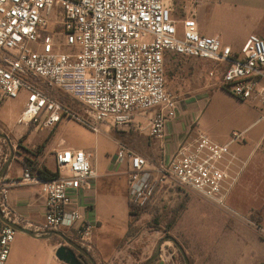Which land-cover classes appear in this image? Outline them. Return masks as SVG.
I'll list each match as a JSON object with an SVG mask.
<instances>
[{
	"label": "built area",
	"instance_id": "obj_1",
	"mask_svg": "<svg viewBox=\"0 0 264 264\" xmlns=\"http://www.w3.org/2000/svg\"><path fill=\"white\" fill-rule=\"evenodd\" d=\"M168 54L214 64L209 76L215 86L258 105L264 124V40L257 35L234 52L219 39L201 35L194 18L175 19L171 0H0V105L26 91L18 123L37 131L53 130L67 119L95 134L105 126L126 132L144 117L150 136L163 139L166 126L177 118L180 99L167 87ZM50 91L77 102L82 113ZM198 132L194 142L158 163L118 143L115 161L129 166V204L150 206L161 191L182 189L238 217L228 205L241 171L233 174L239 158L231 145L245 144V133H234L223 145ZM259 146L264 147V134ZM54 155L57 179L44 181L29 169L22 176L44 197L45 224L24 222L13 213L5 183L0 184L1 211L7 220L40 234L71 232L92 252L96 225L76 199L98 178L93 156L71 148ZM249 224L264 240V227ZM16 234L0 219V264H7ZM159 259L169 260L164 251Z\"/></svg>",
	"mask_w": 264,
	"mask_h": 264
},
{
	"label": "crops",
	"instance_id": "obj_2",
	"mask_svg": "<svg viewBox=\"0 0 264 264\" xmlns=\"http://www.w3.org/2000/svg\"><path fill=\"white\" fill-rule=\"evenodd\" d=\"M190 1L191 6L187 7L184 19L194 18L197 21L201 35L219 39L224 45L230 46L234 52L240 51L250 35H257L264 40V0ZM179 65L181 66L180 72L179 76L177 75V79H175L174 88L178 85V89L181 91L185 90V92L177 94L180 98L177 118L166 126L164 138L156 140L150 136L147 121L144 117L137 118L131 129L126 133V138H131V140L134 138L132 142L138 148L137 153L155 163L160 162L162 158H171L177 154L181 146L194 142L198 138L199 122L209 106L210 99L214 94V88H216V80L209 76L212 67H215L214 64L173 54L166 56V67L168 69L172 68L175 70ZM70 102L77 105V108L82 109L77 102L71 99ZM260 117L261 112L259 110V114L255 118H251L242 131V133H245L246 143L232 144L231 150L239 158V162L233 167V174L235 175L241 170L237 183L244 177L243 185L246 186V189L249 184H255L258 187V193L255 195L254 201L251 199L243 200L240 192L239 199H242L243 205L246 206L244 212L251 214L254 210H261L259 215L264 226V195H260L259 190V184L262 183L261 179L264 177V147L261 148L259 146L264 129L261 135L254 134L256 127L261 124L259 122ZM18 125L20 124L18 123ZM21 126H24L23 130H31L30 125L23 124ZM111 128L106 126L103 133L111 132V130L117 131ZM29 132L28 136L25 137L26 142L20 148L23 149L24 154L20 155L17 154L19 152L18 146L24 140H20L22 138L14 130L10 129L9 134L5 133L16 154L0 184L5 183L8 186V204L13 213L24 222L30 221L34 225L41 226L45 224L44 197L37 186L22 182L23 163L27 157L36 160L39 165L55 172V151L67 148L81 149L92 154L93 159L97 152L101 154L100 144H102L105 150L104 154L99 155L98 158L96 156V160L93 163L91 162L97 171L98 178L93 182V189L84 191L77 197L76 202L81 206L88 220L96 225L94 241L97 262L106 264H115L117 262L122 264V260L130 256L129 251L135 247V243L138 240L132 241L122 248L119 247L120 242L129 230L131 217L128 200L129 166L127 162L117 163L115 161L118 145L108 139L106 135H97L93 132L89 135L81 132L82 135L87 137L86 140L69 143V141L62 138L65 142L63 146H60L61 140L56 146H52L48 150L35 151L37 149L36 146L32 148L28 146V143L31 142L28 139L29 136L34 135L33 130ZM138 133L144 136L136 137ZM205 134L218 144H229L231 141V138H228L217 142L209 132ZM91 135L94 137V142L91 140L87 141ZM3 142L8 147V153H3V157L7 156L9 158L11 150L8 143L5 140ZM146 142H148V145H146ZM139 144H142V146L140 147ZM41 147L42 143H40V149ZM38 151H41V153L34 156ZM245 162L246 165L244 166ZM241 190L244 191L245 189ZM233 191L234 189L231 195L234 193ZM64 234L67 237L72 235L71 232ZM19 235L15 236L7 264H65L56 257V249L62 244L55 240L54 237L46 240L40 239L43 242H36L39 239L33 240L34 238L22 233H19ZM175 239L180 240L178 237H175ZM109 240L111 243H106ZM181 244L184 243L181 242ZM39 245L44 247L43 251L38 252L32 248ZM186 252L191 256L188 249H186ZM263 262L264 258L262 257L256 264ZM154 264L166 263L159 259Z\"/></svg>",
	"mask_w": 264,
	"mask_h": 264
},
{
	"label": "rangeland",
	"instance_id": "obj_3",
	"mask_svg": "<svg viewBox=\"0 0 264 264\" xmlns=\"http://www.w3.org/2000/svg\"><path fill=\"white\" fill-rule=\"evenodd\" d=\"M173 3V16L178 21L186 17V9L191 6L190 0H171ZM59 28L57 26V29ZM56 41L62 42L61 36H56ZM180 65L173 70L166 67V75L168 79V90L174 94L185 92L179 90L177 85L174 88V82L179 76ZM214 68V67H212ZM176 77V78H175ZM173 82V83H172ZM190 91V90H189ZM66 103H70L77 112L82 113L78 106L72 104L70 99L63 98ZM28 94L22 91L17 98L9 99L0 105V134H9V130H14L17 135L24 140L19 144L17 154H24L21 145L26 142L25 137L34 131V135L29 136V147L36 146L37 150L40 149V143L44 146L43 149L48 150L52 146H56L62 138L72 143L73 141L86 140L87 137L82 135L81 132L92 134V131L81 125L75 120H63L62 123L57 125L53 130L45 132L37 131L34 128L29 130L24 129V126L18 125V121L26 107ZM259 106L253 102H244L235 98L230 93L221 88H214V94L210 99L209 106L202 115L199 122L202 131L209 132L215 141L220 142L230 139L234 133H242L244 127L247 125L251 118H255L259 114ZM106 126L102 128L103 132ZM112 129V128H111ZM264 125L261 123L256 127L254 134L261 135ZM4 131V132H3ZM101 132L100 134L106 135L108 139L118 143H122L132 148L136 153L138 148L132 142L134 138H126V132ZM13 134V133H12ZM6 135V134H5ZM99 135V134H97ZM125 135V136H124ZM144 136L137 134L136 137ZM125 137V138H124ZM19 140V141H20ZM94 142V137H88L87 141ZM143 141V139H141ZM140 141V140H139ZM9 145V144H8ZM148 145V142H146ZM139 146L141 147L142 144ZM101 154H104L102 144ZM103 152V153H102ZM3 153H8V147L3 139H0V168L4 166L9 158L4 161ZM263 153V152H262ZM16 154V153H15ZM97 152V158L100 155ZM96 156L91 160L93 163ZM10 157V156H9ZM249 162V160H248ZM264 182V177L261 179ZM244 177L234 186V193L230 194L228 205L237 212L238 217H232L226 214L221 209L209 204L194 194L182 189H172L161 191L154 203L150 205L145 213L137 219H132L130 241L120 242L119 247H124L132 241L138 240L135 247L130 249V256L122 260V264H143L155 253L159 242L166 236L178 237L180 240L177 242L190 252L191 256L186 252L192 264H256L261 258H264V240L249 224V222L261 225L260 211L254 210L251 214H246L245 205L243 200L254 201L255 195L258 193V187L254 184L247 186L243 185ZM259 184L260 195H264V183ZM244 187V188H242ZM241 189H245L244 191ZM241 192L243 200L239 199ZM100 197V195H98ZM100 202V201H99ZM261 205V203H260ZM116 216V215H115ZM112 224V223H111ZM169 225L172 226L170 232ZM18 236L19 233L17 232ZM16 234V235H17ZM125 238V237H124ZM26 239H28L26 237ZM32 240V239H29ZM35 240V239H33ZM32 240V241H33ZM57 240V239H55ZM111 240V239H110ZM106 243H111V241ZM58 241V240H57ZM36 242H43L40 239ZM184 243V244H181ZM59 243L65 245L64 240L60 238ZM42 244V243H41ZM184 245V246H183ZM36 251H43L44 247H32ZM164 251L165 258H168L166 264H183V258L177 246L173 243H166L162 246L161 252ZM89 254L95 258L96 246L94 241V251ZM97 264H106L98 263ZM120 264V263H115Z\"/></svg>",
	"mask_w": 264,
	"mask_h": 264
},
{
	"label": "water",
	"instance_id": "obj_4",
	"mask_svg": "<svg viewBox=\"0 0 264 264\" xmlns=\"http://www.w3.org/2000/svg\"><path fill=\"white\" fill-rule=\"evenodd\" d=\"M0 139L5 140L9 144V148L11 150V154L7 162L4 164L0 171V182L3 180V178L6 175V172L10 166V164L13 161L15 152L13 151V146L10 143V140L7 135L5 134H0ZM0 219L5 222L8 226L12 227L15 229L17 232L25 234L31 238L34 239H50L52 237H59L64 242L66 243L65 245H61L56 249V257L59 261L65 263V264H84V260L87 259L88 261L91 262V264H97V262L94 260V258L86 251L84 250L81 246H79L74 240L68 238L63 232H58V231H48L46 233H37L35 231L29 230L27 228H24L18 224H15L5 218L1 211L0 207ZM166 243H173L177 246L178 250L180 251L185 264H191L190 260L183 249V247L177 242V240L172 237V236H166L163 239L160 240L159 245L153 254L152 257H150L145 263L143 264H154L157 262L161 255V249L162 246Z\"/></svg>",
	"mask_w": 264,
	"mask_h": 264
},
{
	"label": "trees",
	"instance_id": "obj_5",
	"mask_svg": "<svg viewBox=\"0 0 264 264\" xmlns=\"http://www.w3.org/2000/svg\"><path fill=\"white\" fill-rule=\"evenodd\" d=\"M50 93L55 98L59 99L62 102H65L64 99H63L65 97H67L65 94H63L61 92H58V91H50ZM33 128H34V126H30V129H33ZM20 148H22V147L20 146ZM43 148H44V146L41 147V149H43ZM38 153L40 154L41 151H38L34 156H37ZM23 165H24V169H29L32 172L33 175L38 176L40 179H42L44 181H52V180H55V179L58 178L57 171L53 172V171L49 170L47 167L39 165V163L36 160H32L31 158L27 157L25 159ZM148 207L149 206L137 207V206H134L132 204H129V214H130V217H131V221H130L129 230H128L125 238L122 240L123 243L131 240L130 238L132 237V234H131L132 232H131L130 229H131V224H132V221H133L132 219L139 218L142 215V213L146 212ZM171 228H172V226L169 225V230H167L166 232H170ZM54 238L57 239L58 241L60 240L59 237L55 236ZM68 238L74 240V237L72 235H69ZM190 263L192 264L191 259H190ZM84 264H91V262L88 261L87 259H85ZM183 264H185L184 259H183Z\"/></svg>",
	"mask_w": 264,
	"mask_h": 264
},
{
	"label": "flooded vegetation",
	"instance_id": "obj_6",
	"mask_svg": "<svg viewBox=\"0 0 264 264\" xmlns=\"http://www.w3.org/2000/svg\"><path fill=\"white\" fill-rule=\"evenodd\" d=\"M84 262H85V260H84Z\"/></svg>",
	"mask_w": 264,
	"mask_h": 264
}]
</instances>
